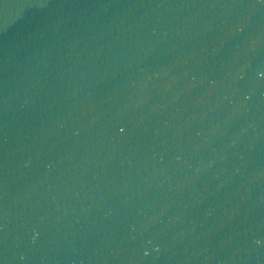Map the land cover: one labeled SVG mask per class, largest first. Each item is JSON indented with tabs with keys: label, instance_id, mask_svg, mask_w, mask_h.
<instances>
[{
	"label": "water",
	"instance_id": "obj_1",
	"mask_svg": "<svg viewBox=\"0 0 264 264\" xmlns=\"http://www.w3.org/2000/svg\"><path fill=\"white\" fill-rule=\"evenodd\" d=\"M0 264H264V0H0Z\"/></svg>",
	"mask_w": 264,
	"mask_h": 264
}]
</instances>
